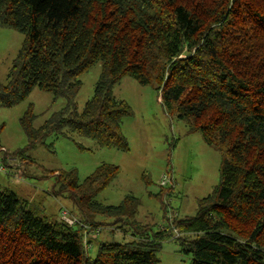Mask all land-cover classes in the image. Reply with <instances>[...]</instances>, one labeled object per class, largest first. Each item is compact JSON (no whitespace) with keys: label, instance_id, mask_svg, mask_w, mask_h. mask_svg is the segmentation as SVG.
Masks as SVG:
<instances>
[{"label":"trees","instance_id":"obj_1","mask_svg":"<svg viewBox=\"0 0 264 264\" xmlns=\"http://www.w3.org/2000/svg\"><path fill=\"white\" fill-rule=\"evenodd\" d=\"M0 26L23 35L0 83V106L20 104L34 88L65 100L37 128L29 105L19 120L27 144L6 156L26 162L27 150L50 136L127 152L121 123L131 111L112 89L128 76L152 87L166 114L220 154L217 186L194 216L175 219V240L191 264H264V0H0ZM98 63L93 95L78 111L80 76ZM118 174L110 164L82 182L74 170L45 174L84 224L111 220L132 235L99 242L94 257L81 226L0 186V264H158L159 242L171 234L148 236L135 221L139 201L94 199Z\"/></svg>","mask_w":264,"mask_h":264},{"label":"rangeland","instance_id":"obj_2","mask_svg":"<svg viewBox=\"0 0 264 264\" xmlns=\"http://www.w3.org/2000/svg\"><path fill=\"white\" fill-rule=\"evenodd\" d=\"M22 41V34L0 26V83L5 81ZM100 72L98 63L80 76L81 87L75 98L78 111L92 97ZM112 95L124 101L131 111L121 123L127 152L97 148L85 138H75L74 143L50 136L43 144L27 150L26 162L29 164L12 160L4 154H13L27 144L20 118L32 105L33 126L37 128L53 112L63 108L65 100L57 98L53 101L51 94L34 88L20 104L11 108L0 106V163L4 166V171L0 172V186L27 200L47 217L61 220V211L64 210L84 224L73 203L55 194L54 179L45 177L46 172L74 170L82 182L101 164L117 166L118 176L94 199L103 205L117 206L125 196L136 198L139 206L135 221L148 226V236L152 238V234L162 229L171 234L159 242L158 264H191V254L184 252L180 241L175 240L181 235L174 225L175 219L194 216L197 201L217 186L220 154L205 144L199 133H190L184 122L166 114L152 87L142 86L124 76L114 85ZM162 177H165L163 186L160 184ZM96 220L107 224L96 227L85 224L87 228L82 229L90 257L95 256L99 242L133 240L131 234L119 232L111 220ZM96 230L97 234L94 233Z\"/></svg>","mask_w":264,"mask_h":264},{"label":"built area","instance_id":"obj_3","mask_svg":"<svg viewBox=\"0 0 264 264\" xmlns=\"http://www.w3.org/2000/svg\"><path fill=\"white\" fill-rule=\"evenodd\" d=\"M3 171H4V166L2 165V162H1L0 163V172H3ZM160 184H161V186H163L165 184V177H162ZM61 220H63L69 226H73L75 224H78L79 226H81V228L83 230H85L87 228L85 224L79 223L77 220L71 218L69 216V213H67V211H64V210L61 211ZM97 232H98L97 230L94 231L95 234H97ZM83 245H84L85 250H87L88 246H86V243L84 241H83Z\"/></svg>","mask_w":264,"mask_h":264},{"label":"crops","instance_id":"obj_4","mask_svg":"<svg viewBox=\"0 0 264 264\" xmlns=\"http://www.w3.org/2000/svg\"><path fill=\"white\" fill-rule=\"evenodd\" d=\"M13 165H14V163H13ZM10 166H12V164H11ZM14 166H15V165H14Z\"/></svg>","mask_w":264,"mask_h":264}]
</instances>
